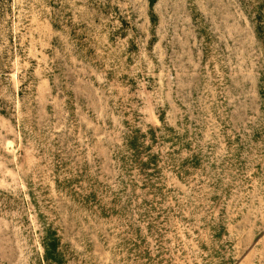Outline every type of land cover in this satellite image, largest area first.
Returning a JSON list of instances; mask_svg holds the SVG:
<instances>
[{"label":"rangeland","instance_id":"obj_1","mask_svg":"<svg viewBox=\"0 0 264 264\" xmlns=\"http://www.w3.org/2000/svg\"><path fill=\"white\" fill-rule=\"evenodd\" d=\"M0 264H264V0H0Z\"/></svg>","mask_w":264,"mask_h":264}]
</instances>
